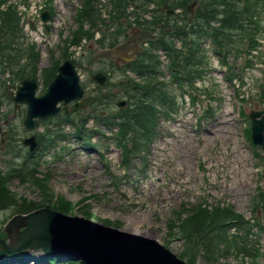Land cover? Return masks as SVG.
Listing matches in <instances>:
<instances>
[{"label": "rangeland", "instance_id": "1", "mask_svg": "<svg viewBox=\"0 0 264 264\" xmlns=\"http://www.w3.org/2000/svg\"><path fill=\"white\" fill-rule=\"evenodd\" d=\"M3 1L0 12L4 11ZM92 1L98 8L95 16L102 19L94 27L93 36L83 38L80 46L69 45L67 39L79 25L80 11L76 13V9L83 0L5 3L6 8H18L21 29L12 33L9 27L0 36V173L23 167L20 164L27 147L21 140L25 136L36 134L41 140L38 143L36 139L38 145L26 174H14L7 183L17 203L35 209L58 205L65 213L153 238L190 264H264L263 152L251 146L242 116L251 109H264V14L253 50L238 58L229 56L232 80L220 69L222 60L212 54L211 46L200 45L199 58L204 60L199 65L200 74H196L194 85L184 87L191 96L182 103L168 101L162 108L166 115L161 112L156 137L148 149L136 151L126 163L116 125L103 124L101 118L116 111L114 103L108 107L104 102L93 103L71 119H37L27 130L22 122L26 106L20 104L16 109L8 96L23 79L17 74L21 68L23 75L31 74L36 79L35 94H43L48 72L65 57L78 63L76 70L87 95L93 94L92 90L100 91L91 79L96 71L107 72L111 83L123 77L121 71L109 72L110 62L118 58L102 57L108 53L110 36L120 44L125 40L142 44L147 33L129 26L128 13L113 17L110 0ZM43 9L52 12L46 23L39 17ZM120 27L123 33L119 35L114 31ZM103 35L108 37L104 45L97 42ZM30 55H35L33 61ZM115 89L103 91L113 93ZM171 95L176 99L175 89ZM99 110L105 114L99 115ZM82 118L87 119L86 124L79 121ZM77 126L88 132V146H84L85 136L77 133ZM4 130L8 133L2 138ZM201 201L219 202L241 214L235 226L231 221L223 226L229 227L225 234L231 245L228 252L214 247L213 252L194 248L193 253L180 233L179 216L185 215L182 209ZM16 211L15 206L0 209L1 234L8 232L7 224ZM38 254L36 250L32 255ZM63 258L60 264L76 260V256ZM43 264L55 263L44 260Z\"/></svg>", "mask_w": 264, "mask_h": 264}, {"label": "water", "instance_id": "2", "mask_svg": "<svg viewBox=\"0 0 264 264\" xmlns=\"http://www.w3.org/2000/svg\"><path fill=\"white\" fill-rule=\"evenodd\" d=\"M75 63L65 61L59 73L49 85L48 91L40 98L33 92L35 82L25 80L12 98L16 102L29 105L25 124L32 127L33 117L45 116L59 110L56 103L66 104L82 94L74 71ZM94 78L102 83L104 77ZM88 100L76 103L73 108L86 104ZM66 107V106H65ZM264 111L251 113L253 118V137L264 141V115L254 119ZM34 146L33 137L24 141ZM23 225L20 231L15 229ZM8 235L0 238V256L19 249L43 252L75 254L85 264H188L153 239L126 233L118 228L100 224L78 215H66L48 208H40L26 215L17 214L7 224Z\"/></svg>", "mask_w": 264, "mask_h": 264}, {"label": "trees", "instance_id": "3", "mask_svg": "<svg viewBox=\"0 0 264 264\" xmlns=\"http://www.w3.org/2000/svg\"><path fill=\"white\" fill-rule=\"evenodd\" d=\"M189 0H180L181 4H185ZM261 0H200V6L198 7L194 20L198 19L196 30H194L195 36L190 42L192 46H188L189 54L191 50L194 49V53H191L190 58H181L178 52H174L175 61L178 64H182L184 70L188 67H193L194 65L201 64L202 60L196 58V44L199 42L203 35L206 33L207 29L211 27L212 23L217 25L214 27L213 31L217 46L223 55L231 53L233 48H240L239 39L234 40V35L241 34V30L244 28L248 32L245 34L247 38V44L249 52L254 47L252 46L254 42V36H252V31L255 29L256 22L253 16L258 14L257 6L258 2ZM118 8H122L118 4ZM161 18L154 20L152 23L157 24ZM171 18L169 15H165L163 22L169 23ZM176 22L174 23L175 26ZM174 29V27H172ZM13 29V27L11 28ZM187 32V31H186ZM187 55V57L189 56ZM151 66L148 64V68ZM192 72L190 71V75ZM160 86V87H159ZM162 83L157 84L153 82H148L147 84H137V83H124V92L131 97L130 107L128 110L124 111L128 121H120V126L123 134L125 135L128 131L129 126L135 128H143L140 131V137H142L146 142L155 135L154 125L158 122L156 106L163 105V103L158 104V100L163 99V95H167ZM164 88V87H163ZM166 97V96H165ZM130 117V119H129ZM139 118V121L135 120ZM134 119V120H133ZM141 125H139V123ZM151 127V129H149ZM136 137H138L136 135ZM138 139V140H139ZM8 178L0 173V209L16 207L17 212H27L31 209L29 205H24V203L18 204L17 197L11 192L7 186ZM53 208L63 211L58 208V205L53 206ZM65 212V211H63ZM230 213H225L219 209H214L209 212L205 209H200L198 211H193V215L187 222H183L182 229L185 235H193L196 241L199 242L200 246L206 252H213V248L217 247L219 249L220 245H223L224 250L228 252L230 250V243L220 242L214 237H223L227 228L223 226L231 220L232 217L229 216ZM206 248V249H205ZM221 248V247H220ZM44 260H49L50 262L61 263L64 258L62 255H26L21 253H15L7 255L0 259V264H43ZM67 264H82L79 261L69 260Z\"/></svg>", "mask_w": 264, "mask_h": 264}]
</instances>
